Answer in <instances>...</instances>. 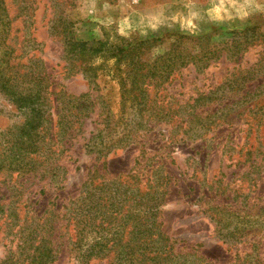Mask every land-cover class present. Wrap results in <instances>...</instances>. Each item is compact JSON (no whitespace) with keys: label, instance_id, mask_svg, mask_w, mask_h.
<instances>
[{"label":"rangeland","instance_id":"374dc122","mask_svg":"<svg viewBox=\"0 0 264 264\" xmlns=\"http://www.w3.org/2000/svg\"><path fill=\"white\" fill-rule=\"evenodd\" d=\"M4 7L0 69L8 75L6 67L13 65L18 75L35 76L36 68L26 61L40 60L57 91L73 97L88 93L92 112L62 152L57 165L63 171L55 182L0 174V208L4 207L0 209V264H38L43 249L54 257L46 264H80L72 250L75 233L64 208L78 196L88 173L101 172L122 181L134 176L144 188L157 167L165 178L160 189L166 193L159 222L175 254H194L200 264H264V0H4ZM53 21L56 26L67 23L69 36L76 41L164 40L151 54L161 53L173 36L225 35L246 29H256L261 36L236 59L221 58L202 73L191 66L179 70L168 95L173 98L171 108L181 117L166 128L178 142L166 141V131L157 129L141 141L147 143L144 147H128L106 157L102 171L101 162L86 154L83 144L102 118L99 103L110 114H119L113 61L93 62L98 67L95 90L77 68L64 74L60 38L50 33ZM219 35L215 40L222 42ZM230 75L234 77L228 81ZM240 75L246 76L236 82ZM216 89V99L200 111L202 116L216 113L214 120L191 142V131L182 129L178 121H186L184 111L194 99ZM24 120L0 93V133ZM109 263V259L89 262Z\"/></svg>","mask_w":264,"mask_h":264},{"label":"trees","instance_id":"16d2710c","mask_svg":"<svg viewBox=\"0 0 264 264\" xmlns=\"http://www.w3.org/2000/svg\"><path fill=\"white\" fill-rule=\"evenodd\" d=\"M5 20L4 0H0V26H6ZM56 21L50 23V33L60 38L67 68L64 67V74L77 68V73L95 90L98 67L93 62L113 61L112 74L121 98L119 114H110L108 107L99 103L102 118L83 144L85 153L101 162L102 171L106 157L128 147H144L147 143H141L143 139L151 137L157 129L166 131L167 127H173L174 118L181 117L171 108L173 98L168 95L179 70L191 66L202 73L221 58L236 59L261 36L256 29L225 35L173 36L161 53L151 54L164 40L117 37L112 42L76 41L69 36L67 23L63 21L56 26ZM216 35L223 41H216ZM29 64L36 68L35 76L30 72L18 75L13 65L6 67L8 75L0 69V93L25 117L22 125L0 133V174L9 179L15 174L16 178H38L52 183L63 171L57 165L62 152L81 133L84 121L92 112V101L88 93L73 97L57 91L40 60L28 58L26 65ZM245 76L236 77V82ZM233 77L230 75L228 81ZM216 93L217 89L199 95L189 105L190 109L184 111L186 121H178L182 129L191 131L188 137L191 142L201 137L200 132L208 130V124L214 120L216 113L202 116L200 111L216 99ZM125 109L133 114H126ZM165 136L166 141L178 142L169 131ZM160 168H152V180H146L144 188L134 176L122 181L119 177L107 178L101 172L88 173L78 196L64 208L69 214L67 222L74 229L72 250L80 264L96 259H109V264H200L194 254H175L172 243L161 230L159 219L166 193L160 189L161 178L165 179ZM11 205L9 202L7 210ZM210 219L215 222L214 217ZM42 251L40 258L39 255L34 258H39L37 263L52 262V252Z\"/></svg>","mask_w":264,"mask_h":264}]
</instances>
